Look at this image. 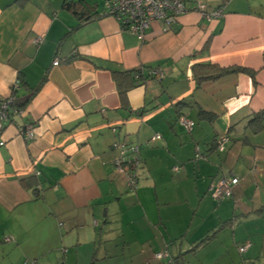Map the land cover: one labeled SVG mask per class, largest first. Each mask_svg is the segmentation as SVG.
<instances>
[{"label": "crops", "instance_id": "0c3cea01", "mask_svg": "<svg viewBox=\"0 0 264 264\" xmlns=\"http://www.w3.org/2000/svg\"><path fill=\"white\" fill-rule=\"evenodd\" d=\"M201 1L222 15L184 0L139 40L104 0H0V100L15 108L0 131V264H264V0ZM204 63L244 69L202 79ZM137 69L121 95L113 72ZM117 142L138 146L133 189ZM224 176L238 183L215 199Z\"/></svg>", "mask_w": 264, "mask_h": 264}, {"label": "built area", "instance_id": "2783aa9c", "mask_svg": "<svg viewBox=\"0 0 264 264\" xmlns=\"http://www.w3.org/2000/svg\"><path fill=\"white\" fill-rule=\"evenodd\" d=\"M104 12L113 16L122 27L128 29L137 36L139 40H142L145 35V31L149 28L152 22H159L164 29H169L173 23L177 21V18L187 11V7L184 4V0H104L103 2ZM194 9L200 12V14L208 20L219 17L222 15L221 7L207 8V5L197 0ZM40 37L34 38L35 42H38ZM60 59L56 57L53 60V64L57 65ZM152 75L161 77V71L151 69ZM15 87L18 83L14 84ZM12 99L0 100V131L3 129V125L6 121L11 119L12 113L15 108L11 106ZM178 121L185 125L187 128L191 127L192 121L179 116ZM18 131L24 139H31L34 136L33 126L29 122L18 124ZM160 135L154 134L151 138L157 139ZM227 139V136L221 135L219 138V147L222 142ZM119 154L114 161V166L118 172L126 175V185L129 189H133L137 184V176L135 173V167L138 164V146L130 145L124 146L118 142L114 144ZM173 169H177L176 166ZM238 183V178L235 176H224L216 181H212L209 185V192L215 199H223L231 196L233 193V187ZM4 240H10L9 237H5ZM249 242H245L238 246L240 252H244L249 246ZM168 253L166 250L155 253V258L160 260L166 258Z\"/></svg>", "mask_w": 264, "mask_h": 264}, {"label": "trees", "instance_id": "16d2710c", "mask_svg": "<svg viewBox=\"0 0 264 264\" xmlns=\"http://www.w3.org/2000/svg\"><path fill=\"white\" fill-rule=\"evenodd\" d=\"M68 7H71L70 5H68ZM73 8V11L76 13V14H79L77 11H75L74 7H71ZM84 10H82L80 12V20L81 21H86L92 17H95L96 16H99L97 12L95 11H91L90 8L89 9H86V8H83ZM102 14L104 15H109L108 13L104 12V7L102 5ZM199 75L201 76L202 79H206V78H215L217 76H220L221 74L227 72V71H232V70H241V69H244V68H238V67H230V68H226V67H220L216 64H213V63H204V64H200L199 66ZM151 70V69H150ZM149 70V73H147V76H155V75H152V73L150 72ZM133 72V71H132ZM132 72H129V71H125V72H121L119 73L120 75L122 76H125L126 77V80H123L122 82L119 81V78H117V76L115 75V73L117 72H113V77L117 83V86H119L120 88V94H124V92L126 91V89H128L129 87H131L132 85L134 84H137L139 82V78L143 77V73L141 71H139V69L135 70V76H132ZM213 234V233H212ZM212 234H207L203 239H201L199 242H198V245H201L203 243H205L209 238L210 236H212ZM194 250V249H193ZM161 260V259H160ZM174 264H184V262H182L180 259H173L172 260Z\"/></svg>", "mask_w": 264, "mask_h": 264}, {"label": "water", "instance_id": "95a60500", "mask_svg": "<svg viewBox=\"0 0 264 264\" xmlns=\"http://www.w3.org/2000/svg\"><path fill=\"white\" fill-rule=\"evenodd\" d=\"M28 97H29V94L26 96H23V97H18V98H16V100L14 102H15V104L24 102Z\"/></svg>", "mask_w": 264, "mask_h": 264}, {"label": "rangeland", "instance_id": "374dc122", "mask_svg": "<svg viewBox=\"0 0 264 264\" xmlns=\"http://www.w3.org/2000/svg\"><path fill=\"white\" fill-rule=\"evenodd\" d=\"M25 264V263H24Z\"/></svg>", "mask_w": 264, "mask_h": 264}]
</instances>
